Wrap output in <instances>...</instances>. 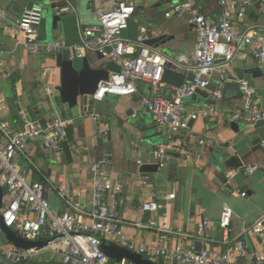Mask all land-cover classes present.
<instances>
[{"label":"crops","instance_id":"obj_1","mask_svg":"<svg viewBox=\"0 0 264 264\" xmlns=\"http://www.w3.org/2000/svg\"><path fill=\"white\" fill-rule=\"evenodd\" d=\"M42 1L52 4L54 14L57 12L60 16L57 30L45 43L57 41L69 48L99 35L96 31L99 22L91 6L93 1ZM122 1L135 0H94L96 6L103 8H110ZM181 1L136 0L135 12L122 37L126 42H136L142 37L143 43L163 37L166 43L159 48L144 45L156 50L164 64H172L183 72V69L192 67L191 55L196 46L195 34L188 24L189 14L165 17L171 5ZM192 2L195 12L216 21L221 19L223 9L215 0ZM238 2L246 4L247 14L244 20L234 24L236 32L264 36V0ZM17 19L18 16L9 11L7 25L0 33V58L5 70V75L0 78V119L18 130L21 129L18 121L20 111L43 124L57 115L66 117L73 120L67 130L68 140L80 148L77 157L64 145L63 159L54 163L47 160L38 144L30 147L41 174L48 177L55 188L47 194L54 214L62 210L57 195L60 190L74 201L83 204L90 202L92 187L88 168L90 164L106 158L102 169L122 187L118 216L123 222V230L139 244L152 246L157 243L153 232L134 227V224L151 217L189 236L172 237L168 243L171 248H189L193 245L197 249L224 253L227 247L222 244L223 232L218 225L223 205L232 210L234 234L231 240L238 235L240 227L250 226L258 220L264 212V148L257 140L259 135H264V122L230 119L234 112L242 111V96L231 98L228 105H224V102L215 106L207 103L197 105L199 98L212 95L209 90L219 87L221 79L237 83L238 90L241 81H247L254 89L263 88L264 66L257 64L250 54H237L229 64L217 60L215 68L203 76L208 82L207 90L184 100L186 126L172 137L178 152L171 154L172 158L164 168H159L154 152L157 145L165 141L156 130L154 118L141 110L140 100L162 96L173 87L162 82L164 87L155 89L138 82L135 95L106 96L101 101H93L91 111L83 115L85 109L82 103L71 108L60 101L54 90L59 83V74L49 55L28 56L25 53L22 47L24 39L16 26ZM141 29H144V35ZM97 54L87 50L84 57L91 66L105 68L109 74L119 70L118 64L106 61ZM44 68L51 69L46 76L41 75ZM190 77L191 73L185 74V79ZM199 101V104L204 102ZM205 109L211 110L210 117L200 114ZM200 141H204V146L199 145ZM253 166L258 169L245 176L243 172L246 168ZM41 177L34 172L30 180L39 182ZM142 182L146 183L143 185ZM171 193L175 194V199L169 203L165 220L160 218L163 210L155 213L140 210L143 203H164L163 197ZM241 193L246 195L242 197ZM201 218L208 221L206 241L197 230ZM261 227L264 236V221ZM242 239L249 251L257 249V237L245 234Z\"/></svg>","mask_w":264,"mask_h":264},{"label":"built area","instance_id":"obj_2","mask_svg":"<svg viewBox=\"0 0 264 264\" xmlns=\"http://www.w3.org/2000/svg\"><path fill=\"white\" fill-rule=\"evenodd\" d=\"M94 13L99 22L96 29L98 36L84 41L80 45L69 48L63 43H40L37 41V29L41 24L42 10L39 6L24 9L17 19V29L23 37L22 47L28 56L39 54L50 55L61 51H71L78 60L84 58L87 50L99 52L109 62L119 65L117 72L109 74L107 81L98 83L93 101H101L106 96L125 97L137 93L136 84L144 82L152 88H162L164 63L161 56L143 43L140 37L136 42H126L122 34L135 12V1L114 3L110 8L96 6L91 0ZM102 1V0H98ZM223 9L220 20L216 21L193 10L192 0H182L172 4L165 13L166 18L189 14L188 24L196 37L195 50L191 55L192 67L183 69L191 77L185 79L178 88H171L166 94L152 99L141 98L140 107L144 114L154 118L156 130L165 142L157 145L154 157L159 168H164L171 160V154L178 152L172 143V137L186 126V110L184 100L192 97L208 87L203 76L215 68L216 61L229 64L240 53L250 54L257 64L264 66V36L258 34H238L234 24L244 20L247 6L238 0H215ZM264 12V11H263ZM9 20V11L0 8V33ZM144 35V29L140 30ZM50 68H44L41 75L46 76ZM5 75L4 64L0 58V78ZM243 99L241 112H234L230 119L234 121L264 122V111L257 103L254 89L247 81L239 83ZM85 109L83 115H87ZM204 117H210L211 110L200 111ZM93 120L95 116L91 115ZM18 121L21 129L0 119V188L2 199L0 219L6 228L27 242H41L42 248L26 250L16 247L6 239L0 229V264H133L123 258L119 262L107 257L100 251V239H105L131 253L155 264H264V236L262 222L264 212L250 226H242L234 239L232 230V210L223 205L219 219V228L223 232L222 244L226 245L224 253L211 249L171 248L169 240L174 237H189L174 231L166 222H158L148 218L138 222L134 227L140 231L153 232L157 243L146 246L130 239L123 230V222L118 216L119 196L122 194L121 184L112 181L102 169L106 158L90 164L88 171L92 190L90 202L83 204L74 201L61 190L57 192L61 202V212L51 211L48 192L55 188L50 179L41 174L30 153V147L38 144L50 162H61L64 145H67L74 156H79L80 148L69 142L68 127L73 120L63 116H55L46 124L30 118L24 111L19 112ZM264 148V140L262 141ZM204 146V141L199 142ZM258 168L248 167L243 172L250 176ZM40 174L41 181L32 182V173ZM146 182H142L144 185ZM246 194L241 193L244 197ZM164 203L154 201L143 203V213H155L163 210L161 219L167 218L169 203L175 199L171 193L163 197ZM197 230L208 238V221L201 218ZM252 234L259 239L257 249L249 251L242 236ZM243 261V263H240Z\"/></svg>","mask_w":264,"mask_h":264},{"label":"water","instance_id":"obj_3","mask_svg":"<svg viewBox=\"0 0 264 264\" xmlns=\"http://www.w3.org/2000/svg\"><path fill=\"white\" fill-rule=\"evenodd\" d=\"M32 6H39L41 10L45 12V21L42 23L44 34L43 41L48 42L51 39L52 33L57 30L60 20V16L57 15V12L54 14L55 11L52 4L42 0H0V8L8 9L12 14L18 17L24 9H30ZM165 43L166 41L163 37L149 39L144 42L145 45L154 46L155 48H159ZM97 55L98 57H102L99 52ZM49 58L52 60L54 68L58 70L59 83L54 87V90L58 93L60 101L71 108L77 106L78 103H82L84 109L90 112L93 104L92 95L95 93L99 82L108 80L109 72L105 68L91 66V63L86 57L80 60L76 59L68 50L50 54ZM184 80V72H180L179 69L172 64L164 65L162 73V82L164 84L169 87L178 88L183 84ZM209 91L212 95L210 97L206 95L203 98H199V100L201 99L204 102L199 104L200 101L197 100L198 106H203L206 103L209 106H215L219 102H224V105H228L227 103L231 98L241 97L237 83L224 81V79H221L219 87L211 88ZM254 91L258 99L257 103L260 109L264 111V87L256 88ZM235 92L237 94H235ZM263 140L264 135H259L257 143L261 144ZM262 152L264 153V150H262ZM1 199L2 191L0 188V206ZM0 229L6 239L12 242L16 247L30 250L32 248L40 249L45 245L41 242H27L16 236L9 228L3 225L1 219ZM99 249L107 257L118 262L125 258L133 264H155L105 239H100Z\"/></svg>","mask_w":264,"mask_h":264},{"label":"rangeland","instance_id":"obj_4","mask_svg":"<svg viewBox=\"0 0 264 264\" xmlns=\"http://www.w3.org/2000/svg\"><path fill=\"white\" fill-rule=\"evenodd\" d=\"M45 17H46V15H45V12L43 10L42 11L41 24H40V26L37 29V41L40 42V43H45L43 41V39H42V38H44V34H43V31H42V23H43V21H45ZM49 22H50V17H49Z\"/></svg>","mask_w":264,"mask_h":264}]
</instances>
